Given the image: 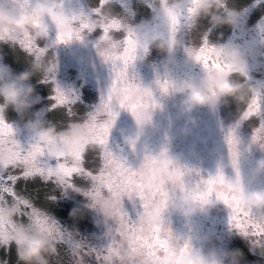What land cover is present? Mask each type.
Returning <instances> with one entry per match:
<instances>
[{"label":"snow or ice","instance_id":"6c2138e0","mask_svg":"<svg viewBox=\"0 0 264 264\" xmlns=\"http://www.w3.org/2000/svg\"><path fill=\"white\" fill-rule=\"evenodd\" d=\"M20 8L30 10V0H13ZM105 0H100V6L94 11V18L85 17L75 24L71 33L63 30L56 32V43H69L73 40H83L85 32H92L99 28L102 32L97 42V52L100 57L112 69V83L106 95L101 96L100 103L94 111L89 112L79 122H71L83 128L86 139L92 147L80 151L69 149L64 154H58L50 148H45L37 143L22 146L16 138V130L6 121L3 115L4 108L0 106V157H3L7 149V159H0V211L6 206L17 210V217L10 226L0 219V250L5 253L0 257V264H10L7 254L12 250L13 227L15 223H29L42 235L56 241L57 245L67 243L73 264H88L86 257L92 258L96 264H127V260L134 254L145 258L146 264H159V257L169 250H176L183 254L190 249L185 242H173V239L165 237V226L156 223L144 222L145 210L153 203H159L166 207L170 198H174L178 190L185 188V172L177 167L173 170V177L166 189L149 192L146 190L147 177L156 162V157L145 155L144 164L138 169H133L127 161L113 153L109 148V136L111 128L122 109H127L134 115L146 108L157 106L150 93H145L139 87L134 76L129 75V69L134 65L141 50L147 52L146 45L137 43L134 28L120 18L110 16L105 19L102 8ZM225 5V3H224ZM181 14L169 20V33L176 36L181 25ZM197 14L194 9H187L189 21L194 20ZM43 21L39 17H33V26L39 28ZM0 41H13L31 53L35 59H44L47 48L33 42L30 35L15 33L10 30L0 29ZM216 46L211 45L207 38H203L199 46L187 49H195L194 59L202 64L205 70L219 72L225 75L235 73L232 66L226 62L218 61L213 56ZM54 84V94L50 97L54 100L52 108L64 106L69 115H72L71 105L75 103V97L68 95L55 84L54 76H45V82ZM166 81L162 84V91H166ZM259 118V126L254 130L253 143L264 148V94L260 91L253 94L241 114V120ZM69 124V125H70ZM240 141L235 130L230 129L227 136L229 153L233 156L234 167L236 165V150ZM94 150L92 167H85L88 150ZM55 159V166L42 157ZM98 159V165L95 161ZM63 177V183L55 182L56 175ZM237 175L239 172L237 170ZM78 176L87 182L86 187H79L73 183V177ZM39 177L45 183L54 181L65 192L69 189L82 192L85 196L97 199H110L119 205L118 212L111 217L116 223L115 229L109 228L106 236L110 237V243L106 246L95 247L86 240L75 239L46 209L39 207L35 199L26 194V188L18 187L20 181L33 180ZM198 198L206 201L215 197L230 209V224L241 234L253 239L257 243H264V222L257 219L256 215L248 209L241 200L227 187L222 172L207 178L201 177L193 188ZM130 200L139 197L143 211L137 213V219H131L125 209L123 198ZM55 195L48 200L55 201ZM133 206L135 203L133 202ZM17 246V245H16ZM17 264L18 250L16 248ZM59 257V252L54 256Z\"/></svg>","mask_w":264,"mask_h":264},{"label":"rangeland","instance_id":"374dc122","mask_svg":"<svg viewBox=\"0 0 264 264\" xmlns=\"http://www.w3.org/2000/svg\"><path fill=\"white\" fill-rule=\"evenodd\" d=\"M10 6L17 5L13 2ZM259 11L257 15L260 14ZM261 15H264V7ZM210 24L209 19L203 16L190 32V37L195 41L194 45H185L183 46L184 49L176 46L172 53L165 52L160 60L147 62L144 72L141 69L140 71H135L133 75L139 87L143 92L150 93L151 97L156 101L157 106L155 108H146L144 110L153 111L157 128L155 131L149 130L147 136L142 137L135 147L131 146L129 150L127 148L115 150L114 147L116 142H118V136L122 137L121 130L124 131V135H131L136 130L135 118L141 112L139 111L134 115L127 109H122L119 111L111 128L108 146L114 154L124 158L133 169H138L144 164L143 158L145 155L158 157L162 152L175 157L178 161L177 167L183 170L186 167H195L198 170V174L185 175V188L183 190L186 188L193 189L201 177L207 178L222 172L227 187L235 195L233 191L234 185L229 183L228 178H235L237 170L243 183L248 188H264V173L253 174L257 161L264 158V148L259 144L253 143L252 140L254 130L260 123L259 118L241 120L245 105L238 104L232 98H228L226 104H221L215 110L209 109L204 117L195 118V124L193 125L189 122L188 116L181 115L180 112L173 110L170 104L165 106V102H163L159 94L154 92L153 95L143 86L160 76L177 78L183 69L188 68L192 60H189L186 53H184L185 57L179 53L181 51L187 52V49L199 46L205 37L209 41ZM263 25L264 16L258 28H262ZM223 31L221 29L215 31L213 37L215 41L221 39L223 34L227 32L223 33ZM33 42L39 43L40 40ZM193 53H195V49H193ZM53 58L58 61V65L56 71L48 75L55 77V84H58L69 98L75 97V103L71 105L73 114L69 115L67 108L64 106L51 107L54 103V100L50 98L54 94V84L51 81L45 82L43 73H36L30 80L34 88V103L32 108L25 114L23 121L32 118L33 113L42 111L44 118L54 124L57 131H63L70 125H74L70 124L71 122H79L98 106L101 96L106 95L111 86L112 69L98 54L89 57L83 55L81 60L76 59L71 65L63 63L61 57L55 56L54 53L51 55L47 54L44 59L51 60ZM34 60L35 57L23 49L19 43L0 41V66L7 67L13 76L30 69ZM81 62L90 70L88 78L83 77L79 70L83 65ZM262 62L259 70L262 74L261 77H259V74H253L248 75L246 78L237 76L231 79L242 83L264 86V56L262 57ZM260 92H264V87H261ZM0 104H2V101H0ZM3 115L6 121L16 130V138L22 146H25L26 136L24 137V133L26 131L23 128L21 116L11 107L4 108ZM230 129L235 130L240 141L238 149L242 153L238 158L235 157V167L228 145L226 144L224 148L219 146V142L223 143L221 140L227 139ZM145 142L148 145L147 149L144 147ZM95 155L94 150H88L85 167L93 166L92 161ZM95 163L98 165V159ZM53 166H55V163H53ZM172 177L173 175L164 186L149 187L146 184V190L152 192L166 189ZM73 183L79 187L87 186V182L78 176L73 177ZM18 187L26 188V194L32 196L39 207L46 208L64 229L73 234L75 239L86 240L95 247L106 246L110 243V237L106 236V233L109 228L115 229L116 223L113 219L101 217L95 210L86 209L82 215L75 218L70 215L73 209H83L84 204L87 202V197L82 192L71 189L65 192L54 181L45 183L39 177L28 181L22 180L18 183ZM183 190H178L174 198L169 199V203L178 198ZM52 195L57 197L55 201L48 200V197ZM237 199L239 198L237 197ZM208 200H211L212 204L204 213H197L190 217H183L179 214L170 215L165 212V231L163 235L173 239L174 243L183 244L187 242L190 245V249L200 250L204 253L212 250L220 253L239 250L242 253L239 264H264V259L255 257L251 253L254 247L261 246L264 243L255 242L231 226L230 209H228L227 205L216 200L215 197ZM133 202L135 206H133ZM169 203L166 207H162L159 203L157 204L161 208H167ZM123 204L133 220L137 219L138 212L143 211L138 196L133 197L132 200L125 196ZM97 220H102L103 222L98 226ZM167 227L172 229L176 238L169 235ZM16 248L17 246L13 244L11 252L7 254L10 264H17ZM57 249L59 257H52L51 264H73V258L70 255L67 243L57 245ZM167 252L162 253L160 257ZM4 256L3 250H0V257ZM85 259L88 264H96V261L92 258L86 257ZM225 264H228L227 260Z\"/></svg>","mask_w":264,"mask_h":264},{"label":"clouds","instance_id":"9594fccd","mask_svg":"<svg viewBox=\"0 0 264 264\" xmlns=\"http://www.w3.org/2000/svg\"><path fill=\"white\" fill-rule=\"evenodd\" d=\"M70 2V0H69ZM115 2V0H105V4ZM13 0H0V29L10 30L15 33L30 35L33 41L46 38L50 28L57 31H67L75 23L81 22L85 17L75 10L65 9V0H31L30 10L22 9L18 6H10ZM225 0H159L160 23L150 24L147 21L141 22L134 29L137 42L140 45H154L162 52L172 53L180 43L176 36L164 29L169 27V20L172 17H179L182 11L187 8L194 9L197 16H204L209 19L212 25H235L238 14L234 10H224ZM104 18H109L110 12H103ZM33 17H39L43 24L39 28L33 26ZM127 23V21H125ZM213 56L221 62L231 65L235 73L241 77H247L246 54L239 45L224 44L216 46ZM189 60L194 59L188 56ZM197 62V61H196ZM58 61L35 59L30 69L13 76L7 67L0 66V101L3 108L11 107L23 118L33 106L34 88L30 83L31 77L36 73H43L45 76L56 71ZM165 82V81H164ZM163 82V83H164ZM159 78L143 85L145 89L154 95L155 90L162 91V84ZM167 89L162 91L171 96H182L180 101V114L189 117V122L195 124V118L191 116L198 107H208L215 110L221 104H226L228 98H232L238 104H247L249 98L260 91L259 84L242 83L232 80L230 75L219 72L204 70L198 83H186L176 80H166ZM136 130L131 135H121L124 142L132 147L147 136L148 131H155L157 125L154 120L152 110L141 111L135 118ZM24 130L33 139L50 148L58 154H64L71 149L86 150L92 147L86 139L83 128L70 125L63 131H57L54 124L44 118L42 111L33 113L32 118L23 121ZM145 142V149H147ZM242 153L237 148L236 158ZM0 159H7V149ZM178 161L175 157L162 152L156 157V162L147 177L149 187L164 186L173 175V170L177 168ZM185 175L198 174L195 167H186ZM264 173V158L257 161L254 175ZM230 184L234 185V193L241 202L256 214L258 220L264 222V188L250 189L242 181L240 175L235 178H228ZM57 184L63 183V177L59 174L55 177ZM87 197V202L83 209H73L70 215L75 218L83 214L86 210H95L99 216L111 218L119 209V205L110 199H97ZM212 201H202L198 198L192 188L183 190L178 198L169 203L167 208H161L157 203L151 204L144 213V222L148 224L160 223L164 225V213L179 214L183 217H190L197 213H204ZM18 213L14 207L6 206L0 211V219L13 225ZM97 220V225L102 223ZM169 235L176 238L170 227H167ZM13 240L17 245L18 260L20 264H51V258L57 253V243L55 240L42 235L29 223H15L13 227ZM242 253L239 250L225 251L223 253L215 250L204 253L200 250H192L178 253L176 250H169L159 259V264H239ZM127 264H146L144 257L134 254L127 260Z\"/></svg>","mask_w":264,"mask_h":264},{"label":"flooded vegetation","instance_id":"af4514ba","mask_svg":"<svg viewBox=\"0 0 264 264\" xmlns=\"http://www.w3.org/2000/svg\"><path fill=\"white\" fill-rule=\"evenodd\" d=\"M64 6L66 10H75L88 17L94 18L96 16L94 10L100 6V0H70V2L69 0H65ZM263 7L264 0H225L224 10L236 11L239 20L235 25L210 24V31L208 34V42L211 45L221 46L224 44H235L241 46L246 54L248 75L259 74V77L262 76L259 70L262 57L264 56V25L262 28L258 27L262 22V17L264 16L261 15ZM106 10L110 12L111 16L120 18L124 22L127 21V24L132 28H135L138 24L144 21H147L150 24L161 22L159 18V0H115V2H110L103 6L102 11L104 12ZM258 11L260 14L257 15ZM182 14L181 25L176 34V37L180 41L177 46H179L180 49L185 45H194L195 41L190 37V32L194 26L199 23L201 18H203V16H197L194 20L189 21L185 18L187 16V8L182 11ZM72 28L65 32L71 33ZM220 29L224 30L223 33L226 31L227 32L223 34L221 39L215 41L213 38L215 31H219ZM164 31L167 34L169 29L166 28ZM56 32V28H50L49 35L46 38L40 39V42L37 44L41 47L47 48V54L51 55L54 53L55 56L61 57L63 63L71 65L76 61V59L81 60L83 55L89 57L91 55L98 54L96 46L99 37L102 34L99 28L90 33L85 32L83 40H73L69 43H56ZM143 45H146L148 50L147 52H144L143 50L139 52L134 65L129 69L130 76H134L133 74H135V71H140V69L142 72H144L145 67H147V62L160 60L165 53L160 51L154 45H149L146 43ZM184 53H186L187 56H192L194 58L195 53H193V50L187 52L181 51L179 54L184 56ZM83 65L79 68V70L83 77L88 78L90 70L87 66ZM108 66L111 68L110 64H108ZM204 70L205 69L202 64L196 62L195 59H192L190 66L186 69H183L177 78L160 76L159 80L161 83L166 80L198 83L204 73ZM237 76H240L239 73H233L230 75V78ZM155 93L161 96L163 102H165V106L170 104L173 110L180 112V101L183 99L182 96H171L159 89L155 90ZM262 94H264V92H262ZM209 109L210 108L208 107H198L193 111L191 116L196 119L200 118L201 116L204 117ZM25 136V147H27L30 143L35 142L33 137H31L27 132L24 133V137ZM117 140L118 142H116V146L114 147L115 150H124L126 148L128 150L130 149L131 146L124 142L123 137L118 136ZM221 141H223V143L219 142V146L224 148L227 144V139H223ZM42 159L48 161L52 165L55 163V159H49L47 155L42 157ZM259 246L254 247L253 250ZM259 258L264 259V257Z\"/></svg>","mask_w":264,"mask_h":264},{"label":"water","instance_id":"95a60500","mask_svg":"<svg viewBox=\"0 0 264 264\" xmlns=\"http://www.w3.org/2000/svg\"><path fill=\"white\" fill-rule=\"evenodd\" d=\"M252 254L257 257H264V246H259L252 251Z\"/></svg>","mask_w":264,"mask_h":264}]
</instances>
